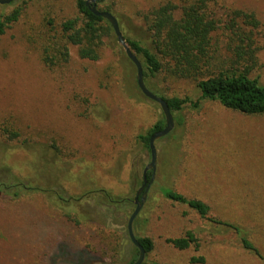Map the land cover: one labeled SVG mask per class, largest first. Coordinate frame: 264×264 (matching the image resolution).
Listing matches in <instances>:
<instances>
[{"label": "rangeland", "instance_id": "374dc122", "mask_svg": "<svg viewBox=\"0 0 264 264\" xmlns=\"http://www.w3.org/2000/svg\"><path fill=\"white\" fill-rule=\"evenodd\" d=\"M47 1L0 5L1 16L27 3L20 22L0 38V122L20 133L18 141L0 138V165L24 181L64 190L65 198L88 194L78 206L85 220L80 225L69 222L48 196L3 201L7 218L0 242L17 240L23 253L17 263L11 257L4 264H45L49 250H57L60 240L88 247L91 257L84 264H128L133 248L126 226L134 204L108 212L99 196L89 192L105 189L133 202L150 163V152L137 136L163 114L158 104L140 96L135 70L108 37L102 39L97 61L79 58L78 47L69 45L66 63L44 65L39 34ZM75 1H54L55 31L60 19L77 17ZM166 1L105 0L99 7L112 10L126 38L150 45L142 16ZM210 1L219 15L226 9L241 10L264 25V0ZM257 37L256 66L250 77L264 85V27ZM147 85L165 98H188L200 106L186 104L181 113H174V120L181 117L183 122L155 142L154 179L133 222L134 235L150 237L154 245L142 264H190L189 259L199 255L205 257L204 264H264V116H246L216 102L200 101L195 80L165 71L148 79ZM158 184L205 200L209 217L245 229L262 258L244 251L231 230L165 200ZM189 230L200 241L198 251H178L165 242Z\"/></svg>", "mask_w": 264, "mask_h": 264}, {"label": "trees", "instance_id": "16d2710c", "mask_svg": "<svg viewBox=\"0 0 264 264\" xmlns=\"http://www.w3.org/2000/svg\"><path fill=\"white\" fill-rule=\"evenodd\" d=\"M49 1L47 10L44 12V30L39 34L41 35L39 38L41 40L39 42L41 44V61L44 65L51 68L66 63L69 56V45L78 47L79 58L97 61L102 39L108 37L112 46L118 48L121 56L135 70L134 65L126 57L122 48L118 46L109 23L105 19L93 15L85 5L86 0L75 1L77 17L60 19L59 26L56 27L57 31H55V21L58 14L54 9V1L56 0H48L47 2ZM104 1L100 0L96 4L98 11L109 12L116 18L110 8L99 7ZM26 2L6 15L0 16V38L6 30L20 22L26 8ZM24 4L25 6H23ZM225 11L224 15H219L216 5L212 4L210 0H182L180 5L168 0L142 16L146 30L150 35V45L143 41L126 38L122 34L129 49L142 65L145 86L167 103L172 116L174 113H181L186 104L191 105L193 109H198L200 105L199 102L192 103L188 98H165L151 90L147 85L148 79H153L164 71L178 79L195 80L201 93L200 101L216 102L228 111L246 116H264V85L257 78L250 77L251 71L256 66L257 32L264 25L251 13L230 9ZM125 85L127 84L125 83ZM135 85L140 96L145 98L137 84ZM126 94L133 98L128 92ZM182 122L181 117L174 120V124H181ZM164 125L163 117L145 134L137 136V140L148 152L150 137L161 131ZM169 135L170 133L165 137ZM0 138L6 142L18 141L20 133L11 124L0 122ZM51 149L55 153L59 152L54 145L51 146ZM151 176V171H148L146 174L147 184ZM160 178L166 180L162 174ZM156 188L165 200L184 205L196 212L201 219L225 227L226 230H231L244 251L262 258L258 249L250 241L245 229L209 217L210 206L205 200L186 197L172 188L161 187L159 184ZM63 192L64 190L58 189L57 191L51 187L43 188L33 181H24L14 174L8 166L1 164L0 225L2 226L0 228L3 231L6 230L4 223L7 217L4 214L5 205L3 201L10 202L22 197L32 198L36 195L44 200L48 196L51 203L54 202L52 206L56 207L55 209L61 213L63 218L80 225L85 219L78 206H81L82 199L87 198L88 194L73 199L72 197L65 198ZM90 193L99 196L102 206H106L108 212L112 209H125L134 204L131 203V200L114 196L105 189L94 190ZM10 230L13 231V228ZM135 237L144 249L145 255L153 251L154 245L150 237ZM128 241L133 248L128 264H132L138 257V249L131 243L129 237ZM165 242L178 251H185L190 248H194L196 251L200 249V241L191 230L186 231L181 237L166 239ZM58 245L57 250L56 247L54 250L53 248L49 250L44 259L45 264H84L91 254L88 247L79 248L74 242L60 240ZM50 254H57V256ZM22 255L17 240L0 242V264L12 260V258L16 260L12 261L17 263L21 260ZM189 262L190 264H204L205 257L202 255L191 257Z\"/></svg>", "mask_w": 264, "mask_h": 264}, {"label": "water", "instance_id": "95a60500", "mask_svg": "<svg viewBox=\"0 0 264 264\" xmlns=\"http://www.w3.org/2000/svg\"><path fill=\"white\" fill-rule=\"evenodd\" d=\"M12 1L13 0H0V5H7V4H10ZM99 1L100 0H86L85 5L93 15L97 17H101L102 19H105L109 23V25L111 26L113 30L118 46L122 48L126 57L135 67V70H136L135 80H136L138 89L140 90L141 94L145 98L159 105L162 111V114L164 117V123H165L164 128L161 131L153 134L149 139L148 146H149V152H150V163L143 170V174H142L143 183L136 193V197L134 199L135 209L133 213L131 214V216L129 217L128 223H127L128 237L131 243L138 249V257L132 264H142L145 258V251L142 248V246L138 243L136 237L134 236L133 222L141 210L142 204L144 203L145 198H146L148 188L154 179V173H155V167H156V161H157V151L155 148V142L167 136L169 133L172 132L174 128V119H173L172 113L167 103L163 99H161L160 97L156 96L151 91H149L147 87L145 86L144 79H143V69H142V65L140 61L137 59L135 54L131 52L128 45L126 44L125 38L123 37L121 33V30H120V27H119V24L116 18L109 12L98 11V9L96 8V4ZM148 170L152 171V176L150 178L149 183L147 184L146 174ZM141 192H143V194L140 197V199H138Z\"/></svg>", "mask_w": 264, "mask_h": 264}, {"label": "flooded vegetation", "instance_id": "af4514ba", "mask_svg": "<svg viewBox=\"0 0 264 264\" xmlns=\"http://www.w3.org/2000/svg\"><path fill=\"white\" fill-rule=\"evenodd\" d=\"M148 171H151V170H148ZM148 173V172H147ZM151 173H152V171H151ZM142 182H143V180H142ZM142 194H143V192H141ZM142 194L138 197V199H140V197L142 196ZM135 197H136V195H135ZM135 199V198H134ZM134 199H133V203H134Z\"/></svg>", "mask_w": 264, "mask_h": 264}]
</instances>
